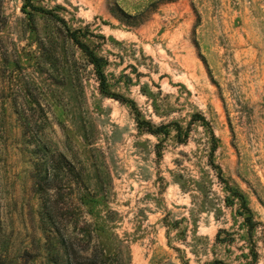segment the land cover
Segmentation results:
<instances>
[{
    "label": "rangeland",
    "instance_id": "obj_1",
    "mask_svg": "<svg viewBox=\"0 0 264 264\" xmlns=\"http://www.w3.org/2000/svg\"><path fill=\"white\" fill-rule=\"evenodd\" d=\"M31 3L51 15L0 0V264L63 262L40 221L45 169L64 215L91 223V249L126 247L130 264H264V0ZM70 35L105 60L119 99Z\"/></svg>",
    "mask_w": 264,
    "mask_h": 264
},
{
    "label": "trees",
    "instance_id": "obj_2",
    "mask_svg": "<svg viewBox=\"0 0 264 264\" xmlns=\"http://www.w3.org/2000/svg\"><path fill=\"white\" fill-rule=\"evenodd\" d=\"M24 1V10L26 7L30 9L28 13L29 17H32L35 13L40 14H48L45 10L41 8H37L31 3V0H23ZM5 27V18L2 16L0 11V32ZM70 42L73 43L75 47H77L86 57L89 64L93 67L96 78L99 82L100 92L107 97L117 98L115 95L110 94L106 85V76H105V65L106 62L103 58L97 57L89 47L83 42L79 41L73 35H70ZM137 123L139 129H142V123L139 120V114H136ZM202 122H204L203 118H199ZM147 128L146 131L152 135H160L162 132L161 128L157 130H153L150 124L146 123ZM163 129L165 127H162ZM214 137V136H213ZM43 176V178H42ZM34 186L38 188L39 193L41 195V211H40V221L42 224V229L47 233L45 236L46 243L54 241L55 244L60 248L61 257L63 258L62 264H130V256L128 252V248L120 247L118 249H108L105 244L99 242L98 246L94 249L89 247L90 242L92 241V231L89 229L91 227V223H88L86 220L83 222H79L78 219L67 218L62 212L65 209L63 194L60 192L61 189L57 186H51V182L53 181V176L49 173L47 169L45 170H36L33 174ZM44 182V185L41 182ZM41 181V182H39ZM48 187V188H47ZM40 188V190H39ZM54 190L55 196L54 199L51 200L48 196V191ZM233 198H237L241 202V207L245 211V225L247 227V231L249 236L251 237L253 231L256 226V222L254 221L251 210L247 206V202L243 195L232 194ZM82 205L88 206V204L84 201H80L78 208ZM100 235L108 233L105 230L106 223H108L105 219H101ZM86 228L80 229L78 232L72 231L68 232L66 229L68 226L76 227L79 224H82ZM98 234V235H99ZM83 243V245H82ZM122 245V244H121ZM252 255L254 261L256 260V253L252 250Z\"/></svg>",
    "mask_w": 264,
    "mask_h": 264
}]
</instances>
